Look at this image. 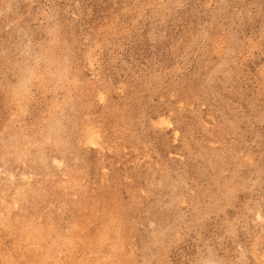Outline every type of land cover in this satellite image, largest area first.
I'll return each mask as SVG.
<instances>
[{
	"label": "rangeland",
	"instance_id": "374dc122",
	"mask_svg": "<svg viewBox=\"0 0 264 264\" xmlns=\"http://www.w3.org/2000/svg\"><path fill=\"white\" fill-rule=\"evenodd\" d=\"M0 264H264V0H0Z\"/></svg>",
	"mask_w": 264,
	"mask_h": 264
}]
</instances>
